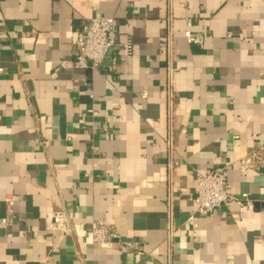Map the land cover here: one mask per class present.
<instances>
[{"label":"crops","instance_id":"crops-1","mask_svg":"<svg viewBox=\"0 0 264 264\" xmlns=\"http://www.w3.org/2000/svg\"><path fill=\"white\" fill-rule=\"evenodd\" d=\"M92 18L129 73L77 66ZM221 167L249 199L198 216L197 175ZM7 199L0 264H264V0H0V216Z\"/></svg>","mask_w":264,"mask_h":264},{"label":"built area","instance_id":"built-area-1","mask_svg":"<svg viewBox=\"0 0 264 264\" xmlns=\"http://www.w3.org/2000/svg\"><path fill=\"white\" fill-rule=\"evenodd\" d=\"M187 25H193L192 19H187ZM229 37L234 34L229 33ZM189 44L202 47L205 43V33H193L188 30L185 33ZM242 39L243 35H239ZM116 23L112 18H92L85 21L76 32L74 42V59L80 69H112L121 67L125 73L132 69V46L130 43L119 51L116 50ZM92 64L91 66L89 64ZM117 92V91H116ZM252 165L242 162L239 165L240 174L247 177ZM197 190L191 196L196 214L206 216L230 203L249 199L248 194L236 197L231 192L229 172L227 167L214 169L207 174H198ZM6 213L0 216V227L12 224L13 202L6 200ZM1 211V205H0ZM195 216L189 218L188 223L193 224ZM48 228L52 231L71 232L72 220L68 213L57 212L49 216ZM91 235L94 243L101 247H107L118 239L117 231L107 223L105 219H97L91 225ZM134 250L142 251L140 244L134 245ZM120 264H135L123 261Z\"/></svg>","mask_w":264,"mask_h":264}]
</instances>
